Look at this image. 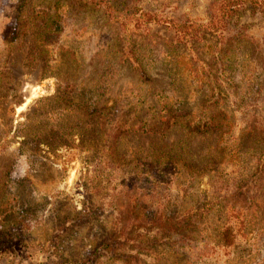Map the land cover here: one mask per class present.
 <instances>
[{
    "label": "rangeland",
    "instance_id": "rangeland-1",
    "mask_svg": "<svg viewBox=\"0 0 264 264\" xmlns=\"http://www.w3.org/2000/svg\"><path fill=\"white\" fill-rule=\"evenodd\" d=\"M53 1L0 0V264H264V0L208 29L219 0H108L137 11L123 26L64 3L43 41ZM165 115L164 137L142 132ZM210 115L216 131L182 127ZM172 143L152 183L146 151ZM175 195L191 242L148 249L143 209Z\"/></svg>",
    "mask_w": 264,
    "mask_h": 264
},
{
    "label": "trees",
    "instance_id": "trees-1",
    "mask_svg": "<svg viewBox=\"0 0 264 264\" xmlns=\"http://www.w3.org/2000/svg\"><path fill=\"white\" fill-rule=\"evenodd\" d=\"M62 1V2H61ZM54 0L53 3H50L45 9L39 10V16L46 20L47 24L43 23L42 31L39 33L40 36L43 37V41H47L48 38L51 37L52 34L57 35L59 32V28L57 25H54L55 23H52L53 20L59 19V7L62 6V4L66 3L65 5H74L78 8H81L82 10H87V12H92L94 10H101L102 8L104 10H107V13L110 14L111 17L112 14H117V10L113 8V4L108 0H72L74 1L73 4L68 3L71 0ZM244 0H219V2L215 6V10L212 18L210 21L202 25L201 27L203 29H208L211 26H214L215 24H218L219 28L224 26L225 19L227 17H231L234 13H236L241 7V4H243ZM251 1V0H250ZM264 9V6H262ZM137 13V11H129L128 14H117V17H115V20L120 26H123L125 21L128 20V16H134ZM212 14V11L209 13V15ZM138 16H141V20L145 22L150 21H158L160 23H164L166 26H172L177 32L181 34H197L199 32V25H194L191 23H176L174 20L166 19L163 17H156V15L151 14L148 10H139ZM137 19V18H136ZM137 24V22H135ZM216 26V25H215ZM200 27V28H201ZM58 93V91H57ZM98 107L101 109H106L101 104H98ZM223 115V112L221 113ZM208 116V115H207ZM170 117V119H169ZM223 120V117H222ZM178 119L176 116L173 115H165L161 121V123L157 124V122H154L153 125L147 127L146 124H141L140 128L142 132L150 133L152 136L159 135L161 137H164L170 127H173L174 125L178 124ZM192 126H191V125ZM223 123L220 120H216L213 115H210L207 117V119L203 120L200 123H190L189 121H184L182 127L187 130L188 133H203L205 131H216L218 130V127H221ZM225 124V123H224ZM29 132V131H28ZM178 145H180L178 143ZM178 145H174L173 143L170 144V149L168 151H161L158 150L159 148L155 147L153 149L147 150V155H150L152 160H147L146 165L151 166L152 164H157L158 170H153L152 176H150V179L152 180V183H158L160 180L159 176L157 174V171H161L164 164H168L169 167L176 166V160L172 159L171 153L174 149H176L177 156H181L182 150L184 147H179ZM163 147H166V144L162 145ZM168 147V146H167ZM148 158V157H147ZM174 158V157H173ZM164 164H161L163 163ZM185 164V163H184ZM183 164V165H184ZM257 175L264 173V164L261 166V168H258L256 170ZM165 178V177H164ZM169 184V183H167ZM184 196V195H183ZM178 196L175 195L174 198L169 197L166 201V204L173 205L174 208L169 209L165 206H159L162 203H159L157 208H149L143 209L144 214L141 219L142 225L146 224L148 227L145 229L146 234L145 239L147 241V248L149 247H156L161 246L162 248L172 246L175 244L177 246V241H179L178 245L179 247H185L189 246L188 244L191 242V234L193 232L194 226L191 219V210H184L183 212H180L182 210L176 209L178 206ZM163 204V205H166ZM199 210V209H195ZM203 211V209H202ZM198 212V211H196ZM201 213V211L199 210ZM182 214V215H180ZM178 220V221H177ZM151 229H150V228ZM152 231V234L148 233L149 231ZM149 234V235H148ZM128 233H122V236L126 238ZM177 237V239L175 238ZM175 238V239H174ZM11 238L6 237L3 235V233L0 231V248H2V244L8 243ZM187 242V243H184ZM172 243V244H171ZM180 247V248H182ZM160 252V251H159ZM177 254L180 253L177 250L174 251ZM246 264V263H245Z\"/></svg>",
    "mask_w": 264,
    "mask_h": 264
}]
</instances>
